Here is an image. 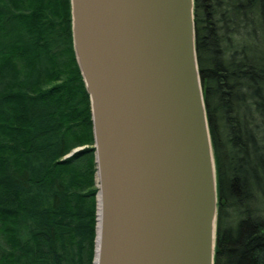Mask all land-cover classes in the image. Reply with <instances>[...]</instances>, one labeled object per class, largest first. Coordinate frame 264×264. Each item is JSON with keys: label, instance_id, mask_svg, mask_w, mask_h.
Returning a JSON list of instances; mask_svg holds the SVG:
<instances>
[{"label": "trees", "instance_id": "trees-1", "mask_svg": "<svg viewBox=\"0 0 264 264\" xmlns=\"http://www.w3.org/2000/svg\"><path fill=\"white\" fill-rule=\"evenodd\" d=\"M215 264H264V0H194ZM91 99L71 0H0V264H95Z\"/></svg>", "mask_w": 264, "mask_h": 264}, {"label": "water", "instance_id": "water-1", "mask_svg": "<svg viewBox=\"0 0 264 264\" xmlns=\"http://www.w3.org/2000/svg\"><path fill=\"white\" fill-rule=\"evenodd\" d=\"M71 8L95 138L94 263L215 264L218 183L194 0Z\"/></svg>", "mask_w": 264, "mask_h": 264}, {"label": "bare ground", "instance_id": "bare-ground-1", "mask_svg": "<svg viewBox=\"0 0 264 264\" xmlns=\"http://www.w3.org/2000/svg\"><path fill=\"white\" fill-rule=\"evenodd\" d=\"M99 199H100V196H99ZM98 200V199H97Z\"/></svg>", "mask_w": 264, "mask_h": 264}]
</instances>
